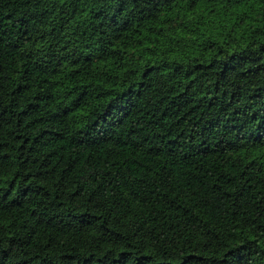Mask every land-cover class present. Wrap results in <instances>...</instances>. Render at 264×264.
<instances>
[{"label":"trees","instance_id":"16d2710c","mask_svg":"<svg viewBox=\"0 0 264 264\" xmlns=\"http://www.w3.org/2000/svg\"><path fill=\"white\" fill-rule=\"evenodd\" d=\"M0 264H264V0H0Z\"/></svg>","mask_w":264,"mask_h":264}]
</instances>
